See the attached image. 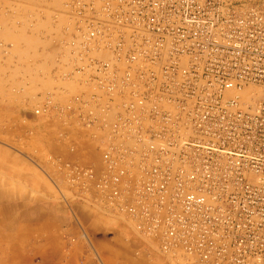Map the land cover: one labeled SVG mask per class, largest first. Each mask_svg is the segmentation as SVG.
I'll return each instance as SVG.
<instances>
[{
	"label": "built area",
	"instance_id": "built-area-1",
	"mask_svg": "<svg viewBox=\"0 0 264 264\" xmlns=\"http://www.w3.org/2000/svg\"><path fill=\"white\" fill-rule=\"evenodd\" d=\"M65 6L104 95L34 112L102 132L100 169L55 161L62 200L167 264H264V0Z\"/></svg>",
	"mask_w": 264,
	"mask_h": 264
},
{
	"label": "rangeland",
	"instance_id": "rangeland-1",
	"mask_svg": "<svg viewBox=\"0 0 264 264\" xmlns=\"http://www.w3.org/2000/svg\"><path fill=\"white\" fill-rule=\"evenodd\" d=\"M66 2L0 0L1 224L9 218H23L19 214L23 209L42 203L69 206L80 203L86 206L72 197H67L65 201L60 197L56 160L51 156L43 159L40 156V148L48 147L51 140L41 132L42 126L29 120L32 117L30 112L35 115V110L40 108L39 98L55 94V80L61 73L55 49L60 41H66L59 26L60 21L68 22L63 11ZM66 61L70 62V55H67ZM64 75L67 78L68 74ZM64 87L67 91L71 90L68 83ZM41 189L45 192L43 197H40ZM106 219V224H103L102 217L96 227L102 230L97 233L107 237V250L104 249L107 259L102 257L103 247L101 250L93 248L99 252L104 264H122L121 258H130L132 263L167 264L155 253L143 250L141 242L119 222L109 217ZM79 222L83 224L81 219ZM83 227L86 231L84 224ZM86 233L91 234L88 230ZM90 246L88 244L91 252Z\"/></svg>",
	"mask_w": 264,
	"mask_h": 264
},
{
	"label": "crops",
	"instance_id": "crops-1",
	"mask_svg": "<svg viewBox=\"0 0 264 264\" xmlns=\"http://www.w3.org/2000/svg\"><path fill=\"white\" fill-rule=\"evenodd\" d=\"M63 11L67 12L65 4ZM59 26L63 31V39H66L60 41L55 49L58 56V71L60 70L61 73L55 80L57 85L55 94L41 96L38 100L39 107L44 104H50L53 108L62 105L77 107L76 97L87 100L91 96L104 95L103 89L93 78L94 73L88 67V60L78 58L77 53L66 46L73 32V23L63 20L60 21ZM67 55H70V62L66 61ZM65 73L68 74L67 78ZM61 76L65 79L60 80ZM63 81L71 86L70 91L65 89L66 83ZM30 113L32 117L29 120L42 126L41 132L43 131L45 137L51 140L48 147L40 148L42 159L51 156L60 163H78L92 166L96 170L101 168L102 150L98 145L102 132L98 130L88 132L79 127L73 119L65 122L63 118L56 116H35ZM40 164L42 165L41 162ZM40 194H42L40 197L45 196L42 189ZM83 204L86 206L80 203L72 206L42 203L23 209L19 213L23 218H9L6 223H0V264H95V257L89 251L83 232L93 248L98 247L101 250L103 247L102 257L107 259V251L104 250L107 248V237L101 236L102 230H97L96 227V223L102 217L103 224H106L107 216L98 206ZM79 219L85 225L86 231L91 233L90 235L86 233ZM89 223L92 225L88 226ZM96 250V254L102 258ZM121 261L122 264L132 263L130 258H121ZM132 264L146 263L134 261Z\"/></svg>",
	"mask_w": 264,
	"mask_h": 264
}]
</instances>
